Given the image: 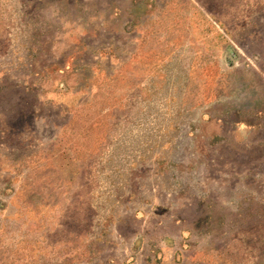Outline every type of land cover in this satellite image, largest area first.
Returning <instances> with one entry per match:
<instances>
[{
    "label": "rangeland",
    "instance_id": "obj_1",
    "mask_svg": "<svg viewBox=\"0 0 264 264\" xmlns=\"http://www.w3.org/2000/svg\"><path fill=\"white\" fill-rule=\"evenodd\" d=\"M0 264H264V0H0Z\"/></svg>",
    "mask_w": 264,
    "mask_h": 264
}]
</instances>
